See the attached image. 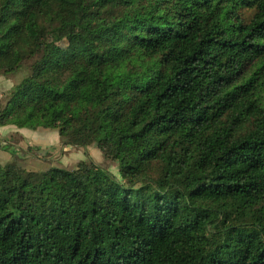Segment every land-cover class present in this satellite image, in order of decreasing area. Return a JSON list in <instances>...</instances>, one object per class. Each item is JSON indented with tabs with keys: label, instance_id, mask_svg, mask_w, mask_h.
Segmentation results:
<instances>
[{
	"label": "trees",
	"instance_id": "1",
	"mask_svg": "<svg viewBox=\"0 0 264 264\" xmlns=\"http://www.w3.org/2000/svg\"><path fill=\"white\" fill-rule=\"evenodd\" d=\"M0 126L116 163L0 162V264H264V0H0Z\"/></svg>",
	"mask_w": 264,
	"mask_h": 264
},
{
	"label": "rangeland",
	"instance_id": "2",
	"mask_svg": "<svg viewBox=\"0 0 264 264\" xmlns=\"http://www.w3.org/2000/svg\"><path fill=\"white\" fill-rule=\"evenodd\" d=\"M27 65L28 61L8 77L0 75V92L20 81L28 72ZM17 130L0 135L1 163L14 162L29 170L44 171L52 166L72 168L79 161L92 160L118 176L116 163L106 159L94 144L87 147L63 145L55 129Z\"/></svg>",
	"mask_w": 264,
	"mask_h": 264
},
{
	"label": "crops",
	"instance_id": "3",
	"mask_svg": "<svg viewBox=\"0 0 264 264\" xmlns=\"http://www.w3.org/2000/svg\"><path fill=\"white\" fill-rule=\"evenodd\" d=\"M2 128H4V129H2ZM16 131H18L17 130V128H15V127H12V125H5V126H0V135L2 134V133H12V132H16Z\"/></svg>",
	"mask_w": 264,
	"mask_h": 264
}]
</instances>
